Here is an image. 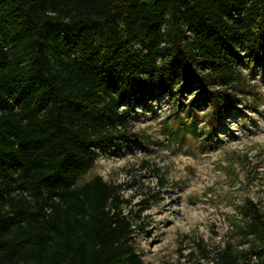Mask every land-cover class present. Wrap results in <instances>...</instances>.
<instances>
[{
    "label": "trees",
    "instance_id": "16d2710c",
    "mask_svg": "<svg viewBox=\"0 0 264 264\" xmlns=\"http://www.w3.org/2000/svg\"><path fill=\"white\" fill-rule=\"evenodd\" d=\"M242 60L264 61V0H0V264H141L121 186L75 183L177 80L213 128L246 90ZM240 211L253 259L227 243L211 264H264V212Z\"/></svg>",
    "mask_w": 264,
    "mask_h": 264
},
{
    "label": "rangeland",
    "instance_id": "374dc122",
    "mask_svg": "<svg viewBox=\"0 0 264 264\" xmlns=\"http://www.w3.org/2000/svg\"><path fill=\"white\" fill-rule=\"evenodd\" d=\"M238 69L246 90L223 101L213 128L198 85L175 96L177 80L173 96L158 91L129 109L132 143L99 156L75 183L101 177L121 186L131 201L124 212L143 226L131 242L141 264H211L214 250L227 243L254 257L256 240L240 208L251 200L264 212V61L242 60Z\"/></svg>",
    "mask_w": 264,
    "mask_h": 264
}]
</instances>
